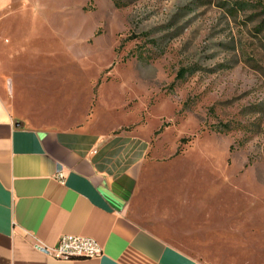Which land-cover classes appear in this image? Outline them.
Returning <instances> with one entry per match:
<instances>
[{
    "label": "rangeland",
    "instance_id": "374dc122",
    "mask_svg": "<svg viewBox=\"0 0 264 264\" xmlns=\"http://www.w3.org/2000/svg\"><path fill=\"white\" fill-rule=\"evenodd\" d=\"M5 15L10 105H45L4 84L21 68L38 100L93 84L85 116L150 141L132 216L202 264H264V0H12Z\"/></svg>",
    "mask_w": 264,
    "mask_h": 264
},
{
    "label": "crops",
    "instance_id": "0c3cea01",
    "mask_svg": "<svg viewBox=\"0 0 264 264\" xmlns=\"http://www.w3.org/2000/svg\"><path fill=\"white\" fill-rule=\"evenodd\" d=\"M11 2L0 0V29ZM21 69L30 75L33 68ZM29 75L4 84L16 98L22 92L45 104L39 114H22L0 91V264H202L131 214L150 151L145 133L102 129L95 113L85 116L93 84L57 95L45 86L52 97L38 100ZM63 235L96 239L102 256L58 259L38 246L53 247Z\"/></svg>",
    "mask_w": 264,
    "mask_h": 264
},
{
    "label": "built area",
    "instance_id": "2783aa9c",
    "mask_svg": "<svg viewBox=\"0 0 264 264\" xmlns=\"http://www.w3.org/2000/svg\"><path fill=\"white\" fill-rule=\"evenodd\" d=\"M38 246L58 259L97 258L103 254L101 244L86 236L63 235L53 247L44 244Z\"/></svg>",
    "mask_w": 264,
    "mask_h": 264
}]
</instances>
